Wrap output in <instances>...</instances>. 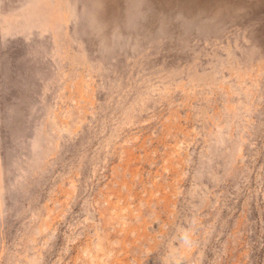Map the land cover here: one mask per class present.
Masks as SVG:
<instances>
[{
	"label": "rangeland",
	"instance_id": "374dc122",
	"mask_svg": "<svg viewBox=\"0 0 264 264\" xmlns=\"http://www.w3.org/2000/svg\"><path fill=\"white\" fill-rule=\"evenodd\" d=\"M0 264H264V0H0Z\"/></svg>",
	"mask_w": 264,
	"mask_h": 264
},
{
	"label": "bare ground",
	"instance_id": "6f19581e",
	"mask_svg": "<svg viewBox=\"0 0 264 264\" xmlns=\"http://www.w3.org/2000/svg\"><path fill=\"white\" fill-rule=\"evenodd\" d=\"M32 14H33V13H32ZM35 17H36V16H33V17H32V16H30V17L28 16V17H27V21H26V22H22V25L25 26V27H28V28H29L30 26H32V24H33L32 22H33V19H34ZM32 18H33V19H32ZM35 19H36L37 22L39 21L38 17H36ZM41 21H42V19H41ZM41 21H40V22H41ZM24 23H25V24H24ZM41 23H42V22H41ZM44 24H45V23H44ZM53 25H54V24H53ZM39 26H40V25H39ZM42 27H43V26H42ZM45 29H46V28H45ZM9 31H10V30H9ZM31 144H32V145H33V144H34V145L36 144V141H34L33 138L31 139Z\"/></svg>",
	"mask_w": 264,
	"mask_h": 264
}]
</instances>
